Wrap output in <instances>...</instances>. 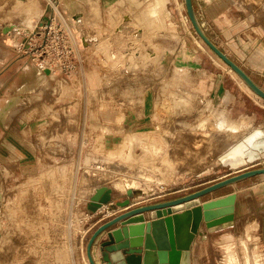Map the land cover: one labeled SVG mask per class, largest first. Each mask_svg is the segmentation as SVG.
Listing matches in <instances>:
<instances>
[{"label":"rangeland","instance_id":"1","mask_svg":"<svg viewBox=\"0 0 264 264\" xmlns=\"http://www.w3.org/2000/svg\"><path fill=\"white\" fill-rule=\"evenodd\" d=\"M154 1L97 0L76 16L54 9L40 21L26 0L29 19L15 36L8 25L22 20L18 1L0 4L5 61L17 58V71L26 62L24 68L45 75L26 81L18 72L0 95V264H91L86 235L101 225L102 214L88 204L97 187L112 185L118 198L149 203L264 166L199 176L233 142L264 126V99L246 91L196 33L185 0H166L160 14L141 20ZM193 2L200 19V0ZM261 5L216 0L210 23L217 44L264 87V72L254 70L251 57L262 46ZM125 13L133 21L120 34L115 28ZM58 33L65 35L60 47ZM84 36L94 38L88 47ZM223 117L247 125L230 133L217 123ZM110 159L128 170L116 171ZM85 169L97 176L87 185ZM263 187L261 174L230 188L260 195ZM255 215L250 223L235 218L231 226L208 227L200 264H264V214ZM235 226L248 231L228 233Z\"/></svg>","mask_w":264,"mask_h":264},{"label":"water","instance_id":"2","mask_svg":"<svg viewBox=\"0 0 264 264\" xmlns=\"http://www.w3.org/2000/svg\"><path fill=\"white\" fill-rule=\"evenodd\" d=\"M185 6L201 39L264 99V88L208 35L200 22L193 0H185ZM263 159L264 127H257L233 142L214 159V165L203 170L199 176L228 175ZM261 174H264V166L228 176L177 198L133 205L130 197L115 204L112 201V189L105 185L98 187L88 204L90 211L97 212L105 205L109 206L110 210L119 206L124 211L102 223L92 234L86 235L90 263L192 264L191 247L202 222L205 220L210 228L222 224L224 227L231 226L236 218L238 194L233 192L224 197L205 200L202 204L192 207H187V204ZM147 214L152 219H147ZM163 216L166 218H162ZM230 222V225H225Z\"/></svg>","mask_w":264,"mask_h":264},{"label":"crops","instance_id":"3","mask_svg":"<svg viewBox=\"0 0 264 264\" xmlns=\"http://www.w3.org/2000/svg\"><path fill=\"white\" fill-rule=\"evenodd\" d=\"M6 1L7 0H4V1L0 0V4L4 5V4H6ZM31 1H32L31 2L32 9L39 10L38 19L40 21L44 20L45 17L48 16L49 12L53 11L54 9L59 11V12L63 11L64 12L63 14L67 15V17H69L70 15H72V16L78 15L81 6H87V0H85V1L84 0H31ZM261 1H262V5H261L262 8L261 7L259 8L260 14L264 13V11H263L264 0H260V2ZM100 2L103 3L104 5H111V3L113 5V2L116 3L117 0H100ZM215 2H216V0H200V4L202 5V7L200 8V22L202 23L203 27L207 31L208 35L217 43L216 38H214V36H212V34H211L212 27H211V23H210V17L212 15L211 12L213 11V8L215 7ZM2 5H0V6H2ZM260 29L263 31V33L260 37V41H261L262 46L258 47L257 50L254 51V53L252 54L251 57L253 58L252 59L253 66H256V68H257L254 70L256 72L262 73V72H264V21H262ZM242 35H244L243 32L240 33L238 36V37H240L241 40H242ZM220 47L225 51V49L221 45H220ZM6 54L7 53H4L2 55L0 53V95H2L3 91H5L7 89V86L12 81V79H14V77L17 74H19L18 72H23V74L26 75V79H25L26 81L27 80L28 81L36 80V77L38 79L39 76H40L39 80H41V78H43L45 76L43 74L40 75L39 73L35 74L33 71L34 69L31 70V68H29V67L25 66L26 68H24V65H26V62L23 63L22 67H20L22 70L19 69L21 71H17V68L12 67V64L14 62H17V61H15V59H17V58H13L12 60H10V62H6L5 59L8 56ZM228 55H230V54H228ZM242 67H243V65H242ZM25 80H23L21 83H18L17 85L20 86V85L24 84V86H25V83H26ZM240 83H241V81H240ZM241 85H242V83H241ZM261 87L264 88L263 86H261ZM11 91H13V90H11ZM260 127H264V126H260ZM262 161H264V159L261 160L260 162H262ZM260 162H257L256 164H258ZM252 165H255V164H252ZM231 186H233V184L226 186L222 189H219L218 191H215L214 193L211 194V197H207V198H203V199L201 198L199 200L194 201L191 204L189 203V204H187V207L196 206V205L202 204L205 200L224 197L230 193L235 192L238 194L237 203H236V211H235L237 223L240 220L242 221V219L245 220L246 223H250L251 221H253L256 218L255 212L258 209L260 210V213L264 214V187H263L260 195H256V194H244V195H242L240 193V190L231 189L230 188ZM127 198L128 197L118 198L114 195V193L112 194V200L115 203H117L119 201H123ZM131 202H132V205L139 203L138 200H134V199H131ZM130 207H132V206H130ZM107 209H110V208H109V206L105 205V206H103L102 210L94 212V214H100V213L102 214L101 217L98 219V223L102 224L105 221L114 217L115 215H118L124 211L121 207L117 206V208L114 209L112 213L107 214V213H105ZM146 217H147V219H152L151 216L148 214ZM162 218H166V216H163ZM157 219H161V218H157ZM244 229L240 230V228L235 226L234 231L232 230V231H229L228 233H233L234 235L241 234L242 232L247 233L248 230H244ZM209 233L210 232L208 231V226L206 224V221L204 220L200 226L199 232L196 235V238H195V240L192 244V247H191L192 264H200V258L206 257L205 252H206V250H208L209 245L206 244V242H204V241L206 239V235H208ZM260 233H261V235L264 234V227L261 228Z\"/></svg>","mask_w":264,"mask_h":264},{"label":"bare ground","instance_id":"4","mask_svg":"<svg viewBox=\"0 0 264 264\" xmlns=\"http://www.w3.org/2000/svg\"><path fill=\"white\" fill-rule=\"evenodd\" d=\"M18 2H17V7L20 9V11H19V14L17 15V17L18 18H20V19H22L21 21H19V22H17V24H10L9 26H11V27H13V29L11 30V32H12V34H13V36H15V35H17V34H19L20 33V30H21V28L23 27V25H25L26 24V21H27V18H28V15H29V10L27 9L28 7H29V5H28V7L26 6V0H17ZM97 0H87V2L89 3V7L91 6V8H95L96 6H97V2H96ZM165 1L166 0H155L154 2H152V4L145 10V11H141L142 13H141V20H148V22L150 21V19H152L151 18V16L153 15V17L154 16H156V15H158V14H160V12L162 11V10H164L165 9V6H164V3H165ZM24 3V4H23ZM15 5V4H14ZM15 7H16V5H15ZM11 9H13V8H11ZM32 14V13H31ZM123 21H122V23L120 24V25H118L117 26V28H115L116 29V31H118V32H120V34L121 33H123L124 32V30H127L126 28V25H125V23H128V22H131V21H133L132 20V18H131V16H130V14H128V13H125L124 15H123ZM29 19V18H28ZM32 23V22H31ZM30 23V24H31ZM29 24V25H30ZM130 23H128V25H129ZM28 25V24H27ZM33 26V25H32ZM116 27V26H115ZM114 29V30H115ZM132 33H134V36H138L141 32H140V29H135V30H133V31H131ZM130 32V33H131ZM117 33V32H116ZM133 35V34H132ZM83 36V35H82ZM94 36V35H93ZM96 37V36H95ZM81 38H83V41L85 42V44H84V42H83V44L84 45H86V46H90L91 45V43H92V40L94 39V38H92V37H86V36H84V37H81ZM130 44L132 45V42H130ZM152 55L154 54L153 52L151 53ZM180 64H182V63H180ZM184 64V63H183ZM230 67V66H229ZM230 69V71H231V73H232V75L234 76V77H239L240 78V76L230 67L229 68ZM177 71H180V70H177ZM177 71H176V73H177ZM181 72H179V74H180ZM178 74V73H177ZM240 80H241V83H242V86H243V88L246 90V91H248V92H250V93H252L253 95H256V96H258L243 80H242V78H240ZM244 117V116H243ZM242 120V119H241ZM217 123H218V125L220 126V127H224V128H226V131L227 132H230V133H234V132H236V131H239V130H243L245 127H246V125H247V122L244 120V121H241V122H239V123H233V122H230V121H228V119L227 118H225V117H223V118H218V121H217ZM125 157V156H124ZM123 157V158H124ZM112 158V157H111ZM110 161L112 162V163H114L112 166L116 169V171L117 170H119V169H123V168H125V166H124V164L123 163H121V162H117V161H114V160H111L110 159ZM146 167H148V166H146ZM140 168V167H139ZM150 168V167H149ZM246 168H248V167H243V168H240V169H238V170H236V172H238V171H241V170H244V169H246ZM90 169H85L84 170V172H83V174H82V177H81V184H89V182H91V180H93L94 178H97V176H93V177H91L90 176V173L93 171H89ZM128 170V169H127ZM126 170V168H125V171H127ZM145 170H147V169H145ZM123 171V170H122ZM140 171V170H139ZM136 172V171H135ZM140 172H143L142 170L140 171ZM139 172V173H140ZM234 172V171H233ZM139 173H137L138 175H139ZM93 174H95V173H93ZM92 174V175H93ZM104 175V174H103ZM102 177V176H101ZM105 177V176H104ZM136 177V176H135ZM106 178V177H105ZM137 178V177H136ZM99 180H101L102 178H98ZM131 180H132V178H131ZM129 181V180H128ZM114 184H115V187L116 186H118L119 184H121V177H118L115 181H112ZM126 184V183H125ZM112 186V185H111ZM110 186V187H111ZM130 186V185H129ZM98 188V187H97ZM112 188V187H111ZM196 201V200H195ZM194 202V201H193ZM193 202H190V204L191 203H193ZM100 210H102V208L100 209ZM99 211V210H98ZM106 213L107 214H110V213H112V210H110V209H107L106 210ZM106 214V215H107ZM104 217V216H103ZM232 222H230V223H228V224H225V225H230ZM220 226H224L223 224L222 225H217V226H214V227H220Z\"/></svg>","mask_w":264,"mask_h":264},{"label":"built area","instance_id":"5","mask_svg":"<svg viewBox=\"0 0 264 264\" xmlns=\"http://www.w3.org/2000/svg\"><path fill=\"white\" fill-rule=\"evenodd\" d=\"M65 36V35H64ZM62 34L58 33L56 36H55V40L56 42L58 43L59 47H60V44L61 42L64 43V37ZM72 46V45H70ZM73 47V46H72Z\"/></svg>","mask_w":264,"mask_h":264}]
</instances>
